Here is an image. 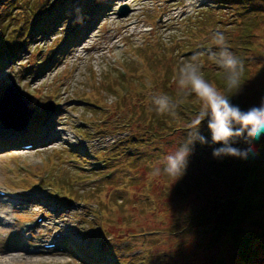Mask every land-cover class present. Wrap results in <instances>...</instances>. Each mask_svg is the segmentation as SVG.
<instances>
[{"label": "rangeland", "instance_id": "rangeland-1", "mask_svg": "<svg viewBox=\"0 0 264 264\" xmlns=\"http://www.w3.org/2000/svg\"><path fill=\"white\" fill-rule=\"evenodd\" d=\"M35 1L40 0H27V8ZM77 1L76 8L70 7V17L78 15L77 8L84 5L80 1L91 0ZM99 3L104 9L91 23L88 19L74 27L75 22L68 21L47 35L24 36L15 56L0 57L5 64L0 72V101L9 89V102L14 99L18 105L12 103L23 110L22 119L13 123L11 103L7 102L9 108L0 104V208L13 218L7 224L0 219V257L21 255L12 260L15 264H90L84 260L89 254L82 251L85 256H80L73 249L91 244L96 253L108 257L107 264H212L203 256L197 263L194 254L182 259L198 237L179 232L175 224L187 216L173 214L172 204H160L158 193L167 184L161 176L149 178L156 168L162 171L165 156L184 138V130H179L174 140L163 144L157 140L160 150L150 143L153 137L143 121L145 116L148 121L146 109L162 98L167 67L163 63L152 67L155 81L149 79L145 87L134 81L123 105L118 96L124 94L121 88H115L117 93L110 90L114 79L146 74L148 65L141 51L160 41L165 43L160 46L171 49L165 51L173 62L187 61L198 53L199 49L189 51L194 38L188 29L198 9L213 4L208 0ZM125 5L129 11L121 16ZM23 16H27L24 9L13 10L6 49L18 34L14 27L23 21L27 30ZM127 60L136 71L129 69ZM12 85L19 96L8 88ZM131 114L136 118L130 119ZM38 129L41 133L36 134ZM24 132L30 141L19 142ZM134 142L142 145L131 147ZM197 161L200 158L191 154L187 168L196 167ZM172 181L169 177L170 188ZM204 181L200 198L193 194L188 206L191 202L202 207L222 190L218 178ZM170 194L173 199V188H164L166 201H172ZM154 196L155 202L145 203ZM258 221L264 223V205L249 226L261 230ZM234 256V247L227 246L217 259L235 264ZM0 264L5 263L0 260Z\"/></svg>", "mask_w": 264, "mask_h": 264}, {"label": "trees", "instance_id": "trees-1", "mask_svg": "<svg viewBox=\"0 0 264 264\" xmlns=\"http://www.w3.org/2000/svg\"><path fill=\"white\" fill-rule=\"evenodd\" d=\"M208 1L213 5L198 9L199 13L193 19L195 23H191V27L188 29L194 38V41L189 44L192 47L189 51L199 49L198 53H200V63L202 64L201 72L204 78L226 95L233 104L244 109L252 105H259L260 101L264 99V0ZM77 3V0H40L35 1L34 6L27 8V0H0V57L4 58L7 53L15 56L18 53L19 41L24 36L31 39V36L37 33L47 35L59 23L68 21L75 22L74 27H77L84 20L83 17L86 20L90 19L91 23L94 18H97V15H101V9H104L99 0L98 2L91 0L87 3L80 1L79 5L81 3L84 5L81 6L82 8H77L78 15L70 17V7L76 8ZM15 9H24V13L27 12V16H23V18L16 17L26 20L27 30L23 26V21V25L14 27V31H12L18 34L14 36V42L9 43L8 49H6L4 40L5 37H9V35L7 36V27L10 25L9 20L15 19V17H11ZM18 15L23 14L19 13ZM217 30L224 33L230 50L243 61L244 73L239 90L229 91L226 88L224 71L209 59V50L218 51L211 43V35ZM161 43L164 42L160 41L159 44L145 48L146 51H141L148 65L146 74H130V80L125 77H120L119 81L114 79L111 84L114 88L110 87L112 88L110 91L117 93L115 88H121L124 94L118 93V96L122 97L123 105L125 101L129 100L127 97L130 96V91H133L134 81L137 86L145 87L148 80L155 75L153 68L156 69L163 63L167 70L165 71V83L161 86V99L166 97L170 104H176L175 114H159L155 110V104L154 108L148 107L146 109V111L149 110L148 121L146 116L143 121H146L148 132L153 137L150 143L157 148H160L159 144H155L157 140L161 144L169 138L174 140L173 136L176 132L184 130L181 132L184 138H181L182 140L177 144L178 148L187 141L188 126L200 112L202 101L194 94L182 97L178 88H175L174 82L179 67L185 62V59L181 62H173L170 54V60H168V54L165 51L167 48L160 46ZM142 44L145 45V43ZM57 50L60 51L62 48L58 46ZM149 51H152V55L148 54ZM127 62L129 69H132L133 72L137 70L131 60H127ZM4 69L5 64L2 60L0 61V72ZM118 75L120 76V73ZM171 79L173 80L170 81ZM154 81L152 79L150 83H154ZM135 116V114H131L129 118H136ZM35 127L38 126L35 125L33 128ZM199 129L203 135L210 139L206 123H202ZM35 132L39 134L41 130L38 129ZM28 137L27 133L24 132L17 140L19 142L30 140ZM137 145L141 146L142 143L130 144L131 147H137ZM218 146L195 144L192 154L198 156L200 161H197L196 167L187 168L189 170H186L180 179H172L171 188L175 194L173 199L172 194H170L172 201H166L163 196L164 188H171L168 182L169 177L162 174L160 180L167 185L162 189L160 188L159 201L163 200V202L159 203L165 207L172 204L173 214L187 216L183 221L175 224L180 233L191 236L195 234L198 237L189 254H185L187 250L183 251L185 255L182 256V259L187 255L194 254L197 263L202 261L200 256H203L204 259L209 257L212 264H223V261L217 259V254L225 250L227 246H233L235 264H264V254L262 253V249H264V223L262 221L257 223L261 230L249 226V223L252 224L253 222L255 213L264 205V137L253 142V148L258 154L250 155L247 159L234 156L213 158L212 147ZM236 146L243 147L245 145L241 142ZM160 150L163 149L160 148ZM206 178H218L222 184V190L202 207L191 202L188 206L189 199L193 194L196 199L200 198L201 193L199 191H201ZM155 201L154 196L153 201L146 200L145 203L149 205ZM84 248L79 247L73 251L80 256H85L82 251L89 254L84 257V260L88 259L90 264H107L108 257L105 254L96 253L94 246L87 244Z\"/></svg>", "mask_w": 264, "mask_h": 264}, {"label": "clouds", "instance_id": "clouds-1", "mask_svg": "<svg viewBox=\"0 0 264 264\" xmlns=\"http://www.w3.org/2000/svg\"><path fill=\"white\" fill-rule=\"evenodd\" d=\"M211 37V43L218 51L209 50V59L224 71L226 88L229 91L239 90L244 73L243 61L230 50L223 32L214 31ZM201 69L200 53H194L179 67L176 87L182 97L193 94L199 97L202 101L201 110L188 126L187 141L165 156L166 163L162 171L156 168L149 173L150 179L162 174L173 180L180 179L187 170L189 157L196 143L219 145L212 147L213 158L234 156L247 159L250 155L258 154L253 148V142L264 137V99L259 105L241 108L208 82ZM155 103L156 112L175 114L176 104H170L166 97ZM202 123H206L210 139L200 131L199 126ZM241 142L245 146H236Z\"/></svg>", "mask_w": 264, "mask_h": 264}, {"label": "bare ground", "instance_id": "bare-ground-1", "mask_svg": "<svg viewBox=\"0 0 264 264\" xmlns=\"http://www.w3.org/2000/svg\"><path fill=\"white\" fill-rule=\"evenodd\" d=\"M153 29V28H152ZM13 101V103L15 104V105H18V102L17 101H14V99H12ZM12 102H9V107H13V112H10V113H12V116L13 117H10L9 115V117L12 119V120H14V121H12L13 123H17V121L18 120H21L22 119V117H23V110L21 109V107H17V106H15ZM6 108H9V107H7L8 106V104L7 105H4ZM9 110V109H8ZM30 111V110H29ZM10 203H13L12 201L10 202ZM20 203V202H19ZM3 209L4 208H0V219H2V221H5V224H7V222H10V223H12V217L11 216H7V215H4L3 213H2V211H3ZM3 212H6L7 214L9 213V211L8 210H4ZM0 230H3V228H1V226H0ZM6 254H9V252H6ZM12 257H5V256H3V257H0V260H1V262L2 263H5V264H7V263H12V264H15L14 262H12V260H14V258L15 257H18V258H16V260H19V258H21L22 256L21 255H19V254H16V253H14L13 255H11Z\"/></svg>", "mask_w": 264, "mask_h": 264}, {"label": "water", "instance_id": "water-1", "mask_svg": "<svg viewBox=\"0 0 264 264\" xmlns=\"http://www.w3.org/2000/svg\"><path fill=\"white\" fill-rule=\"evenodd\" d=\"M123 8H126V10H124ZM121 10H122V11H121L120 15H121V16H125V15L128 13L129 8H128L127 5H125V6L122 7ZM8 88H14L15 90H13V91H16V92H17L16 86H14V85L9 86ZM17 96H19V93H18V92H17ZM17 96H16V97H17ZM10 99H11V98H10V96H9V89H8L7 92H5V95L2 97V100H1L0 104H1V105H6L7 102H9ZM17 100L19 101V98H18Z\"/></svg>", "mask_w": 264, "mask_h": 264}]
</instances>
